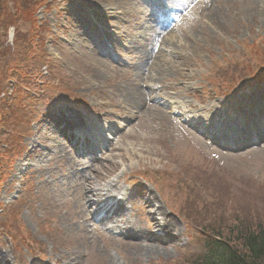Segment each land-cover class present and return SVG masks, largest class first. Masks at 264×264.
Wrapping results in <instances>:
<instances>
[{
	"label": "rangeland",
	"instance_id": "1",
	"mask_svg": "<svg viewBox=\"0 0 264 264\" xmlns=\"http://www.w3.org/2000/svg\"><path fill=\"white\" fill-rule=\"evenodd\" d=\"M42 1L0 0V207L18 199L0 216V264H44L49 252L67 264H191L210 249V235L236 243L239 227L264 224V142L240 150L206 144L219 118L248 122L235 109L238 93L224 91L264 74V0ZM157 15L168 24L154 31ZM34 35L44 38L35 85L50 63L43 96L7 77L15 57L30 55L32 41L24 42ZM58 117L87 120L89 130L96 120L108 125L113 150L93 133L78 153ZM205 120L213 121L207 132ZM80 177L103 200L120 192L114 221L122 215L135 237L107 229V220L81 225L71 185ZM168 201L178 210L176 242L163 237L150 251L141 234L162 233L150 213L160 204L171 217Z\"/></svg>",
	"mask_w": 264,
	"mask_h": 264
},
{
	"label": "bare ground",
	"instance_id": "2",
	"mask_svg": "<svg viewBox=\"0 0 264 264\" xmlns=\"http://www.w3.org/2000/svg\"><path fill=\"white\" fill-rule=\"evenodd\" d=\"M151 28V26H149ZM64 115H69L71 114L70 111H65L62 112ZM161 115V111L159 112ZM75 114V113H74ZM70 117V116H69ZM72 118V117H71ZM89 143L88 141H83L82 147L84 144ZM85 146V145H84ZM87 147H83L81 149H85ZM114 146L112 147L113 150ZM82 153L85 152V150H81ZM68 174V172L66 171V175ZM75 179V178H74ZM74 188H76V198L78 199L79 203H80V207L82 208V210L84 211V215L82 216L83 221H87L89 219V216H91V209L94 206H99L101 204H103L102 208H104V211H111L112 213H115L118 211V209L120 208V199H118V196L120 195V192H117V189L115 190H109V194L113 197V201L110 202V204H107V200L106 201H102L100 198H102V191L100 189H96L95 187H92V183L82 177L75 179L74 183L71 184ZM98 190V191H97ZM107 194V192H106ZM92 197H95L96 200L94 201ZM180 195L178 196V198L176 199H181L179 198ZM181 202V201H180ZM151 205V204H150ZM162 206L160 204H156L152 207V209L154 211H152L150 213V215L152 216L151 222L152 224H154V226L156 227H160L162 229V236H158L155 234H152L151 231H145L144 233L141 234V240L142 242H145L147 245L145 246L146 248H148V250L152 251L154 250V248L159 247V245L157 244H163V237H165L167 239L168 242L166 243H171L173 241L176 242V236L174 234L175 231V226L176 223L173 221L172 218L175 217L176 213L175 210H177V206L174 208L170 207V211L169 214L173 213L174 215H171V217L167 214V212H165L163 209H161ZM104 217H107V214L103 215ZM122 215H117V222L119 223V220L121 222H123V220L121 219ZM174 216V217H172ZM115 219L113 218V216H111L109 219H107V225L109 226V229L112 231H119V234L121 236L124 237H135V235L133 233H131V229L128 227H123V224L125 225V223L122 224L123 228H119V225L114 221ZM155 232V231H153ZM80 239V237H79ZM168 239H170L171 241H169ZM32 252H34L32 250ZM55 255V254H54ZM2 258H6V256L2 257ZM50 260L46 263V264H67L68 260L67 257L65 255H59L58 257L54 258H49ZM54 260V261H52Z\"/></svg>",
	"mask_w": 264,
	"mask_h": 264
},
{
	"label": "trees",
	"instance_id": "3",
	"mask_svg": "<svg viewBox=\"0 0 264 264\" xmlns=\"http://www.w3.org/2000/svg\"><path fill=\"white\" fill-rule=\"evenodd\" d=\"M26 59L31 63L33 58ZM237 233L235 243L223 236V233L216 232L220 240L214 241V252L207 254L200 263L192 260L191 264H264V224L259 223L254 229L239 227Z\"/></svg>",
	"mask_w": 264,
	"mask_h": 264
}]
</instances>
